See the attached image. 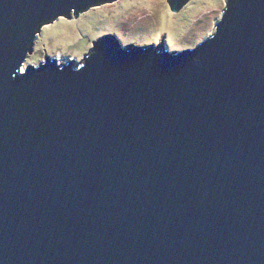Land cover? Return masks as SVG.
<instances>
[{"label": "water", "instance_id": "water-1", "mask_svg": "<svg viewBox=\"0 0 264 264\" xmlns=\"http://www.w3.org/2000/svg\"><path fill=\"white\" fill-rule=\"evenodd\" d=\"M111 1L0 0V264H264V0L195 47L107 34L20 71Z\"/></svg>", "mask_w": 264, "mask_h": 264}, {"label": "rangeland", "instance_id": "rangeland-1", "mask_svg": "<svg viewBox=\"0 0 264 264\" xmlns=\"http://www.w3.org/2000/svg\"><path fill=\"white\" fill-rule=\"evenodd\" d=\"M226 0H187L172 11L167 0H113L92 6L72 17H58L43 25L38 47L26 56L20 71L28 64L59 54L61 61L80 63L103 35H114L124 44H154L165 40L170 50L195 47L214 33Z\"/></svg>", "mask_w": 264, "mask_h": 264}]
</instances>
